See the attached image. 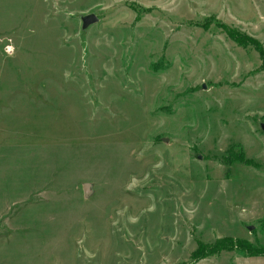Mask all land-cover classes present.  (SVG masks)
Returning <instances> with one entry per match:
<instances>
[{
    "label": "rangeland",
    "instance_id": "rangeland-1",
    "mask_svg": "<svg viewBox=\"0 0 264 264\" xmlns=\"http://www.w3.org/2000/svg\"><path fill=\"white\" fill-rule=\"evenodd\" d=\"M0 264H264V0H0Z\"/></svg>",
    "mask_w": 264,
    "mask_h": 264
},
{
    "label": "water",
    "instance_id": "water-1",
    "mask_svg": "<svg viewBox=\"0 0 264 264\" xmlns=\"http://www.w3.org/2000/svg\"><path fill=\"white\" fill-rule=\"evenodd\" d=\"M98 16L94 13H90V14H85L83 16H81V20H82V30H87L88 27L94 23H96L98 21ZM88 188V187H86Z\"/></svg>",
    "mask_w": 264,
    "mask_h": 264
},
{
    "label": "trees",
    "instance_id": "trees-1",
    "mask_svg": "<svg viewBox=\"0 0 264 264\" xmlns=\"http://www.w3.org/2000/svg\"><path fill=\"white\" fill-rule=\"evenodd\" d=\"M234 39L236 40V41H239L236 37H234ZM162 68V67H161ZM161 68H158V69H161ZM225 164H227V165H229L230 164V162H225ZM230 167V166H229Z\"/></svg>",
    "mask_w": 264,
    "mask_h": 264
}]
</instances>
